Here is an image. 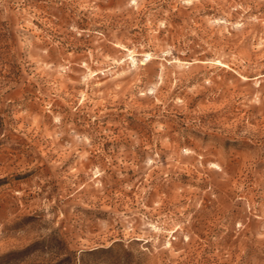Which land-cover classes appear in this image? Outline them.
I'll return each instance as SVG.
<instances>
[{
  "label": "rangeland",
  "instance_id": "1",
  "mask_svg": "<svg viewBox=\"0 0 264 264\" xmlns=\"http://www.w3.org/2000/svg\"><path fill=\"white\" fill-rule=\"evenodd\" d=\"M0 264H264V0H0Z\"/></svg>",
  "mask_w": 264,
  "mask_h": 264
}]
</instances>
